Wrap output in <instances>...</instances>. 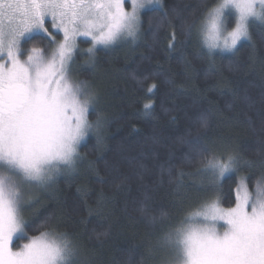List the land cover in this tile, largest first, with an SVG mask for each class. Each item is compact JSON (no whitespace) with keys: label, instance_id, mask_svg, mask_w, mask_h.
<instances>
[{"label":"trees","instance_id":"trees-1","mask_svg":"<svg viewBox=\"0 0 264 264\" xmlns=\"http://www.w3.org/2000/svg\"><path fill=\"white\" fill-rule=\"evenodd\" d=\"M161 2L143 12L137 43L99 51L104 78L86 71L106 96L96 109L102 132L30 206L16 249L47 232L70 241L69 264H153L204 196L203 149L239 154V174L216 189L224 207L234 205L239 176L251 188L264 170V23L254 20L233 51L212 53L199 28L221 0ZM89 120L96 125L92 111Z\"/></svg>","mask_w":264,"mask_h":264},{"label":"snow or ice","instance_id":"snow-or-ice-1","mask_svg":"<svg viewBox=\"0 0 264 264\" xmlns=\"http://www.w3.org/2000/svg\"><path fill=\"white\" fill-rule=\"evenodd\" d=\"M128 3L0 0V264H69L74 255L69 241H57L47 232L14 247V239L28 232L22 213L30 198L22 187L25 181L54 182V173L75 168L77 145L93 127L87 119L90 109L98 133L103 114L96 110V94L73 84L68 66L79 37L91 38L90 57L97 44L139 39L140 10L159 0H130L131 11ZM229 11L235 13V28L223 43L229 51L250 39L251 20L264 23V0H222L207 24L210 50L220 46ZM36 42L47 43L48 49L26 48ZM202 157L208 183L204 196L188 222L168 235L160 246L162 257L153 264H264V170L251 188L248 177L239 176L234 205L224 207L216 189L239 173V154L207 147Z\"/></svg>","mask_w":264,"mask_h":264},{"label":"rangeland","instance_id":"rangeland-1","mask_svg":"<svg viewBox=\"0 0 264 264\" xmlns=\"http://www.w3.org/2000/svg\"><path fill=\"white\" fill-rule=\"evenodd\" d=\"M220 3H222V0ZM161 5H162V2H161V0H159V3H152V4L145 6L143 9L140 10V16H142L143 12H145L146 10H149L151 8H154V7H161ZM218 5L216 7H218ZM215 8H213L212 10L209 11V13L206 15L205 19L203 20V22L201 23L200 28H199V32H200L199 33V40H200V42L203 41L205 48L209 52H212V53L220 51V49H225L223 47V43L226 39H229L228 33L235 28V13L233 11L226 12V18L224 21V26H223V29H222V32H221V35L219 38L220 46L216 49L210 50L206 44V32H207V24H208L210 14L212 13V11ZM126 10L131 11L130 0H129V3L126 5ZM253 21L254 20H251L249 22V26ZM244 40L245 39H242L241 41H239L235 48H237ZM85 42H89V43H85ZM128 42H133V41L131 39H125L123 41H118V42H116L114 44H110V45L97 44L95 46V55L90 57V54L88 53L87 50H88V48L93 46L91 38L90 37L89 38L79 37L77 39V51L75 52V54L72 58L71 64L68 66V74L70 77V81L73 84H82L83 86H85V88L87 90H90L96 94V103H95L96 109L101 106V102L103 101L104 98H106V96L104 94H102V86L99 83V81H97V80L96 81H88V79H87L88 73L87 72H88V70L94 71L99 79L104 78L103 77L104 72L100 71L102 69L99 68V66H98V56H99L98 53H99V51L100 50H110V49L114 48V46H116L120 43L128 44ZM137 42H138V40L135 41V43H137ZM234 49H232L230 51H233ZM225 50H227V49H225ZM91 111L92 110L90 109L89 114ZM87 119H88V123L91 124L93 127L90 130L89 134L83 140H81L80 143L77 145V157H76L77 161L79 158V151H80L81 146L87 141L89 136L97 133L96 125H93V123L90 122L89 115H88ZM99 132H102L101 128H99L98 133ZM60 167L64 168L63 165H61ZM75 169H76V166L74 169L64 168V171L60 174L54 173L53 174L54 175V182H49V183L44 184V185H37L35 182H32V181H25L24 186L22 187V191L25 192L27 194V196L30 198V202L25 205L24 211L22 213L23 218H24V215L30 211L31 205L33 206V208L35 207L36 201L39 200V195L41 192H44L46 189H50L59 180V178H61V176H65L66 174H68L70 172L73 173L75 171ZM184 225H181L178 228H181ZM56 235H57L56 233H50L49 237L56 239L57 241L66 240L64 238L57 237ZM18 238H21V237L17 236L14 239V243L16 242V240ZM166 239H167V237H166ZM165 242H166V240H165ZM24 244H22L20 247H22ZM70 247H72L71 243H70ZM160 258H161V256L158 257V260ZM70 261H71V259H70Z\"/></svg>","mask_w":264,"mask_h":264},{"label":"flooded vegetation","instance_id":"flooded-vegetation-1","mask_svg":"<svg viewBox=\"0 0 264 264\" xmlns=\"http://www.w3.org/2000/svg\"><path fill=\"white\" fill-rule=\"evenodd\" d=\"M5 23H7V21H5ZM61 36H62V34H60ZM41 45H42V47H43V49H46L47 48V43H41ZM32 47H34V45L33 44H28V45H26V48L27 49H31ZM35 47H39L38 45L37 46H35ZM41 47V48H42ZM26 58V57H25Z\"/></svg>","mask_w":264,"mask_h":264},{"label":"clouds","instance_id":"clouds-1","mask_svg":"<svg viewBox=\"0 0 264 264\" xmlns=\"http://www.w3.org/2000/svg\"><path fill=\"white\" fill-rule=\"evenodd\" d=\"M67 255H71L70 253H68Z\"/></svg>","mask_w":264,"mask_h":264}]
</instances>
